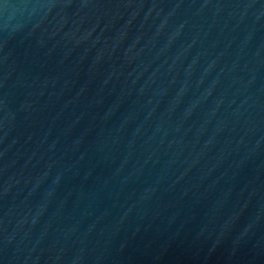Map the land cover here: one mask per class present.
Returning a JSON list of instances; mask_svg holds the SVG:
<instances>
[{
  "label": "water",
  "instance_id": "water-1",
  "mask_svg": "<svg viewBox=\"0 0 264 264\" xmlns=\"http://www.w3.org/2000/svg\"><path fill=\"white\" fill-rule=\"evenodd\" d=\"M0 264H264V0H0Z\"/></svg>",
  "mask_w": 264,
  "mask_h": 264
}]
</instances>
